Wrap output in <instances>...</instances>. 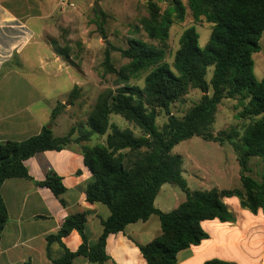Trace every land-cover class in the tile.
<instances>
[{"label": "trees", "instance_id": "trees-1", "mask_svg": "<svg viewBox=\"0 0 264 264\" xmlns=\"http://www.w3.org/2000/svg\"><path fill=\"white\" fill-rule=\"evenodd\" d=\"M195 19L204 18L212 24L208 44L199 46V34L192 26L181 38L180 47L171 66L165 61L166 51L142 40L130 41L129 48L120 50L131 61L130 72L150 70L143 89L123 86L116 92L101 95L85 125L73 132L57 137L52 129L24 141L0 142V239L8 221V210L1 195L6 180L25 178L32 180L24 162L45 151H60L73 143L82 144L81 151L93 180L86 189L90 203L106 205L111 216L103 222V233L96 245L86 242L77 252L65 251L54 260L55 264H73L78 257L102 264L108 260L106 240L109 235L123 232L138 221L158 215L162 233L140 250L148 264H177V254L208 238L201 223L207 220L232 222L234 216L224 202L237 197L241 207L256 214L264 213V78L258 80L254 72V54L261 51L264 33V0H187ZM169 3L161 12L159 3ZM149 18L142 24L152 40L165 42L174 18L183 22L187 8L182 0H147ZM97 17L101 20L102 16ZM64 58L70 57L69 48L56 47ZM104 65L114 71L110 52L106 51ZM213 68L212 76L207 75ZM125 82L128 77H124ZM191 89H198L202 97L182 117L172 114L171 106L180 102ZM79 93L75 88L73 99ZM236 100L241 119L248 123L243 133L233 131L214 136L210 127L215 122L219 105L224 100ZM63 105L52 112V122L60 115ZM159 111L168 116L160 129L157 125ZM112 114L123 117L142 130L136 136L131 130H122L111 123ZM53 125V123H52ZM82 128H84L82 130ZM74 131V129H73ZM94 135L106 136L105 142L89 146ZM193 137L208 142L229 143L237 154L241 166L242 188L233 190L189 189L183 176V157L172 153L175 146ZM241 143V145L238 143ZM262 159L261 180L247 173L248 163ZM165 184L180 188L186 200L177 209L164 213L155 207L156 198ZM38 185L49 188L56 196L65 192L62 179L49 173ZM85 216L69 217L60 233L50 240H59L77 230L85 240ZM205 264H234L218 259Z\"/></svg>", "mask_w": 264, "mask_h": 264}, {"label": "crops", "instance_id": "crops-1", "mask_svg": "<svg viewBox=\"0 0 264 264\" xmlns=\"http://www.w3.org/2000/svg\"><path fill=\"white\" fill-rule=\"evenodd\" d=\"M83 15L73 0H0V142L27 140L47 126L55 129L60 119L72 124V108L67 101L72 100L76 86L83 87V76L79 72L81 77L72 75L74 68L55 48L59 44L72 47L69 40L77 41ZM260 44L261 51L253 56L258 80L264 78V33ZM62 73L68 83L63 92L58 90ZM60 104L64 108L51 125L52 112ZM24 164L32 180L9 179L1 188L8 221L0 239V264H55L54 260L65 251L77 252L84 242L88 247L96 245L111 212L106 205L87 200L86 189L93 174L85 164L81 147L72 144L60 151H45ZM51 172L62 179L65 192L61 196L38 185ZM186 172L183 168V176ZM190 174L196 177L192 171ZM174 187L162 186L155 201L161 212L169 213L185 202V193ZM224 202L234 221H203L201 226L208 238L180 251L177 264H205L213 259L264 264L263 211L254 214L242 208L237 197ZM75 215L85 216V240L77 230L60 241L50 240ZM161 233L158 215L128 225L123 232L108 236V260L102 264H148L140 246L151 243ZM73 264L99 263L78 257Z\"/></svg>", "mask_w": 264, "mask_h": 264}, {"label": "rangeland", "instance_id": "rangeland-1", "mask_svg": "<svg viewBox=\"0 0 264 264\" xmlns=\"http://www.w3.org/2000/svg\"><path fill=\"white\" fill-rule=\"evenodd\" d=\"M76 7L83 10V23L77 41L69 40L70 57L66 59L74 68L71 74L83 76L82 88L77 87L79 93L76 99H68L71 104L69 118L72 124H67L60 119L56 128L53 129L55 136L61 137L73 132V139L79 137L78 129L85 125L91 111L96 106L101 95L107 91L116 92L123 86H137L143 89L145 78L150 70L138 73L130 72L131 61L125 58L120 50L129 48L130 41L142 40L166 51L165 61L171 66L174 63L176 52L180 47V38L183 32L194 26L199 34V46L204 48L210 39L212 24L206 22L204 18L195 19L188 7V1L182 0L187 8L185 20L180 22L175 19L169 28V38L165 42L152 40L145 32L143 20L149 18L147 0H73ZM100 3L102 8V19L97 17L94 4ZM169 3H159L161 12L169 9ZM101 15V16H102ZM61 43V42H58ZM62 44V43H61ZM75 44V46H74ZM65 45H60L63 48ZM110 52L112 72L106 70L104 65L106 51ZM79 72V73H78ZM213 68L208 71L207 78H211ZM81 77V76H80ZM124 77H128L125 82ZM67 76L62 73L58 79V90L66 91L68 83ZM202 97V92L198 89H191L189 93L178 103L171 106L173 115L182 117L192 108ZM236 100H224L218 107L214 124L209 131L218 136L225 132L231 134L233 131L243 133L247 119H241L238 114ZM80 104V105H79ZM111 123L116 124L122 130H131L136 136H142V130L135 124L128 122L119 115L110 116ZM168 116L164 111H159L157 125L160 129L167 123ZM53 122H51L52 125ZM48 127V126H47ZM74 129V131H73ZM84 128H82L83 130ZM103 137L94 135L90 142L83 143L89 146L103 143ZM241 145V143L238 141ZM82 146V144H75ZM175 155H181L184 159L183 168L187 171L184 178L191 190H233L242 188L240 179L241 166L238 162L237 154L233 147L227 143H215L203 140L200 137H193L183 141L172 151ZM250 172L247 175L261 180L263 171L262 159L252 158L248 163ZM191 171L196 177L192 176ZM179 192H183L178 187H174ZM184 193V192H183ZM185 196V195H184ZM165 195L161 196L164 199Z\"/></svg>", "mask_w": 264, "mask_h": 264}, {"label": "water", "instance_id": "water-1", "mask_svg": "<svg viewBox=\"0 0 264 264\" xmlns=\"http://www.w3.org/2000/svg\"><path fill=\"white\" fill-rule=\"evenodd\" d=\"M94 7H95V10H96L98 16L100 17V16L102 15L101 4H100V3H95ZM47 128H48L49 130L52 129L51 126H48Z\"/></svg>", "mask_w": 264, "mask_h": 264}, {"label": "built area", "instance_id": "built-area-1", "mask_svg": "<svg viewBox=\"0 0 264 264\" xmlns=\"http://www.w3.org/2000/svg\"><path fill=\"white\" fill-rule=\"evenodd\" d=\"M62 5H66V2H62ZM70 6H74L73 4H70Z\"/></svg>", "mask_w": 264, "mask_h": 264}]
</instances>
